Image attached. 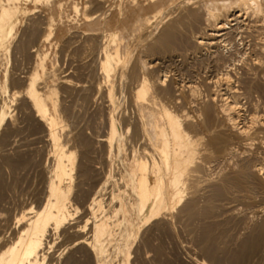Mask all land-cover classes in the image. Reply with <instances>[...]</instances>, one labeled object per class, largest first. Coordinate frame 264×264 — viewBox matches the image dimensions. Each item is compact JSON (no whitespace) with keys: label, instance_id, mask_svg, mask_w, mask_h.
Masks as SVG:
<instances>
[{"label":"bare ground","instance_id":"6f19581e","mask_svg":"<svg viewBox=\"0 0 264 264\" xmlns=\"http://www.w3.org/2000/svg\"><path fill=\"white\" fill-rule=\"evenodd\" d=\"M133 252L264 264V0H0V264Z\"/></svg>","mask_w":264,"mask_h":264},{"label":"rangeland","instance_id":"374dc122","mask_svg":"<svg viewBox=\"0 0 264 264\" xmlns=\"http://www.w3.org/2000/svg\"><path fill=\"white\" fill-rule=\"evenodd\" d=\"M31 6H33L32 4H22V8H21V10H23L24 8H27V7H31ZM42 10H43V8H41ZM66 12H64L65 13V15L67 16V17H69V18H71V17H73L74 16V12H73V10L72 9H70V8H67L66 10H65ZM57 13V12H56ZM44 14V12H37L34 16H32V17H30V19H33V17H37V16H42ZM19 19H22L23 18V15H22V12L20 11V13L18 14V16H17ZM67 17H65V19H66V24H71L68 20V18ZM44 22V21H43ZM31 24V20H27V21H25L24 22V24L23 25H20L19 26V32L20 33H22L23 32V30H25L29 25ZM44 25V24H43ZM61 25L59 24V19H58V14H56V16H55V21L53 22V25H52V28L54 29L53 30V34H52V36H51V38H50V40L46 43V45L44 46V48L48 51V58H47V67H48V69H50L51 68V65H52V61H54L55 59H56V56L58 55V52H59V47H57V41H58V38L61 36V35H63L65 38H68V37H70L71 35H73L74 33H73V31H75V30H77V28H75L74 26H72L71 27V25H69L68 27H71L70 29H68V27H65V26H63V28H61L60 27ZM59 28H61V30L59 29ZM110 29V28H109ZM112 32H116L117 31V28H116V26L115 25H113L112 24V27H111V29H110ZM70 31H72V32H70ZM121 36L125 39V38H127L128 37V35H125V34H123V33H121ZM131 37H136V35L134 36V35H132ZM138 39H139V37H138ZM134 50L135 51H139V43L137 42V44H135V47H134ZM148 227V225H147V223H146V225H145V227L144 228H147ZM139 239H140V236H138V238H137V240H136V242H138L139 241ZM153 245L151 246V249L153 248L154 249V245L157 243V240H153ZM150 254L152 255L153 254V252L152 251H150ZM134 256H136L135 255V253L133 252L132 253V257H131V263L130 264H132V260H133V258H134ZM120 262H123L124 264H128V260H127V258L124 256H122V255H119V256H117V255H114L113 256V264H119ZM148 264V263H147Z\"/></svg>","mask_w":264,"mask_h":264}]
</instances>
